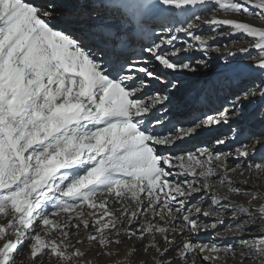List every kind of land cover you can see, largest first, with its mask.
<instances>
[{
    "label": "snow or ice",
    "instance_id": "1",
    "mask_svg": "<svg viewBox=\"0 0 264 264\" xmlns=\"http://www.w3.org/2000/svg\"><path fill=\"white\" fill-rule=\"evenodd\" d=\"M259 152L264 0H0V264H264Z\"/></svg>",
    "mask_w": 264,
    "mask_h": 264
},
{
    "label": "rangeland",
    "instance_id": "2",
    "mask_svg": "<svg viewBox=\"0 0 264 264\" xmlns=\"http://www.w3.org/2000/svg\"><path fill=\"white\" fill-rule=\"evenodd\" d=\"M257 23H259L258 21H257ZM199 31L200 32H203V33H208L209 32V29L207 28V26H204V25H201V27H200V29H199ZM225 42H227L225 39H223V38H221V39H219V40H217L216 41V43H225ZM246 46H248L247 45V43L246 42H244V43H236V44H231V45H229V47L230 48H233V49H236V48H241V47H246ZM228 51V49H222V52H227ZM238 56H239V54H238ZM237 56V57H238ZM240 58H242V57H240ZM245 59V61L246 62H251V60H248V59H246V58H244ZM252 59H255V52H253V55H252ZM218 64H221L220 63V59H218L217 57H216V55H213V58H212V60H211V63H210V69L209 70H206V71H202L201 73H198L197 75H200V76H203L204 74H206L208 71H210V70H212V69H215L216 67H217V65ZM219 66V65H218ZM213 71V70H212ZM196 75V76H197ZM195 78V76H191V77H188L187 78V80H188V82H189V84H193L192 83V80ZM185 78H183V80H184ZM191 81V82H190ZM185 84V82L184 81H182V84H181V87L183 86ZM181 87L179 88V89H181ZM182 91H178L177 93H176V95H175V100H177L178 99V96H179V93H181ZM189 92H191V89H189L184 95H183V98H186V94L187 93H189ZM226 92V91H225ZM225 95H227L226 93H224V92H222V93H220L219 94V96L218 97H220L221 98V102L220 103H222L221 105H224V100H225ZM229 95H228V99H229ZM228 99H227V105H228ZM183 103V102H185V100H181L180 101V103ZM179 103V102H178ZM226 105V106H227ZM189 111V116H187L186 115V117L184 116V117H182V120L184 121V120H190L191 118H192V115L193 114H198V112L197 111H195V108L192 106V105H189V106H187L186 107V114H187V112ZM246 111L248 112V113H256V115H254V116H251L249 119H248V124H247V120L244 122L245 124H247V125H250V126H253L256 130H259V127H260V124H259V106L257 105V107L256 108H254V107H252V106H250L249 108L247 107L246 108ZM225 127H227V125H222L220 128H219V130L217 131V132H215V133H213V134H211V135H227L228 133H229V126L227 127V130H225ZM211 135H209V134H201L200 136H195V137H193L192 139H190V140H188L187 142H186V144L184 145V147H188V148H192V147H195V146H198V145H201V144H203V143H206V142H208L210 139H211ZM260 157V158H259ZM255 159L257 160V161H260L261 159H264V152H259L258 154H257V156L255 157ZM236 179H239V177H236ZM262 180H264V177H262L261 178ZM253 182L254 183H259V181H256L255 180V177H254V179H253ZM261 191H264V189H261ZM218 192H219V194L220 195H226V194H228V189L227 188H220V189H218ZM233 199H235V197H233ZM243 200H244V198H240V200H238L237 202L238 203H242L243 202ZM220 235L221 236H227V235H231L230 233H226V232H221L220 233ZM209 237L208 236H206V235H202V236H200L199 238H195V239H201V240H207ZM229 262H232V261H229Z\"/></svg>",
    "mask_w": 264,
    "mask_h": 264
},
{
    "label": "bare ground",
    "instance_id": "3",
    "mask_svg": "<svg viewBox=\"0 0 264 264\" xmlns=\"http://www.w3.org/2000/svg\"><path fill=\"white\" fill-rule=\"evenodd\" d=\"M237 59H244V57H242V58H240V56H238L237 57ZM183 79V78H182ZM191 82V81H190ZM187 116H189V111L187 112V114H186ZM186 115H185V117H186ZM187 121V120H186ZM227 195V194H226ZM195 238H199V237H195ZM194 238V239H195ZM229 264H233V262H229Z\"/></svg>",
    "mask_w": 264,
    "mask_h": 264
}]
</instances>
